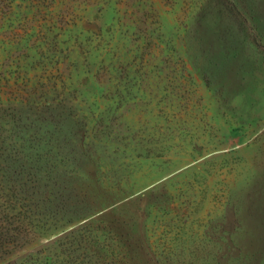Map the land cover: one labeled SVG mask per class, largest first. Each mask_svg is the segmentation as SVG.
Returning a JSON list of instances; mask_svg holds the SVG:
<instances>
[{"label": "rangeland", "instance_id": "rangeland-1", "mask_svg": "<svg viewBox=\"0 0 264 264\" xmlns=\"http://www.w3.org/2000/svg\"><path fill=\"white\" fill-rule=\"evenodd\" d=\"M0 264H264V0H0Z\"/></svg>", "mask_w": 264, "mask_h": 264}]
</instances>
